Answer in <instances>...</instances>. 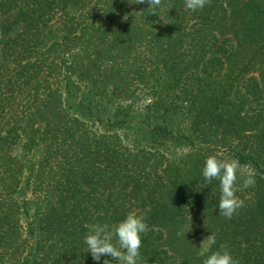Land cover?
<instances>
[{
	"label": "trees",
	"instance_id": "obj_1",
	"mask_svg": "<svg viewBox=\"0 0 264 264\" xmlns=\"http://www.w3.org/2000/svg\"><path fill=\"white\" fill-rule=\"evenodd\" d=\"M148 7L0 0V252L7 264H97L84 243L90 226L132 211L149 226L141 262L178 264L166 247L170 225L218 203L219 181L202 175L217 145L250 166L255 183L237 193L244 206L226 233L210 230L212 250L225 245L240 264H264V0H211L196 11L185 0H162L156 14ZM54 24L64 35L45 46L42 35ZM138 89L157 95L148 107L157 113L149 128L157 141L204 144L189 174L165 146L145 149L128 133L97 131L100 108ZM129 109L121 105L106 130L121 127ZM104 259L118 264L111 256L99 264Z\"/></svg>",
	"mask_w": 264,
	"mask_h": 264
},
{
	"label": "clouds",
	"instance_id": "obj_2",
	"mask_svg": "<svg viewBox=\"0 0 264 264\" xmlns=\"http://www.w3.org/2000/svg\"><path fill=\"white\" fill-rule=\"evenodd\" d=\"M210 2L211 0H185V8L191 11L202 10ZM129 3H147L148 8L153 9L150 14H156L154 9L161 5L162 0H129ZM202 175L209 183L213 180L219 181V214L227 219H231L244 206V201L237 193L255 183V172L250 166L242 165L238 159L226 157L222 152L209 155L205 159ZM148 230L146 216L132 211L115 224L98 222L91 225L84 237V243L87 245V252L91 253L97 264L102 256H111L118 264H137L141 257L142 235ZM205 242L207 246L200 253L205 257L203 264H240L227 246L220 245L212 250V246L216 244L215 234L207 236L201 246ZM111 262L108 259L103 260V264Z\"/></svg>",
	"mask_w": 264,
	"mask_h": 264
},
{
	"label": "rangeland",
	"instance_id": "obj_3",
	"mask_svg": "<svg viewBox=\"0 0 264 264\" xmlns=\"http://www.w3.org/2000/svg\"><path fill=\"white\" fill-rule=\"evenodd\" d=\"M63 35L64 32L62 25L54 24L50 26V28L46 29L42 35L41 42L45 46L52 43L55 44L62 39ZM156 98V94L151 92L145 93L144 91L138 89L134 91L133 95L126 101L114 102L111 105L106 104L102 106L100 108V113L104 122L102 128L100 127L101 130L97 129V131H104L108 134L109 138H112L111 133L115 130L120 133H128L130 137L140 140L142 145L147 144L145 145V149L157 150V144L165 146L168 149L167 156L172 161L171 163L182 167L184 174H189L193 167L192 159L195 149L197 148L201 150L204 147V144L195 143L194 145L196 148H193V146L184 144L182 141H177L178 144L175 141L172 143V139L170 140L169 137L157 141V135H152L151 130H149V128L157 121V113H149L148 111V107L153 101H155ZM121 105L128 108L130 107L129 111H126V122L122 124L121 127L116 126L112 129L106 130L107 120L116 115V111ZM253 107L256 111H261L262 109V106L259 105ZM248 114L250 116L251 111ZM224 148L228 147L217 145L210 151L211 154L222 152L223 155H226L227 150ZM37 157L38 154L36 158ZM3 197L7 198L6 195ZM31 199L32 198L29 196H26V201L28 203H32V207L34 202H32ZM237 214L238 212L233 217ZM229 220L230 219H227L219 214L218 203L202 207L187 218L171 222L174 224L170 225V236L166 247L170 248L174 252L176 256L175 261L178 264H203V259L205 257L200 255V253L207 245L205 242L201 246L202 241L210 235V230L213 228L219 229L222 227V232L226 233V225ZM178 233L180 234L178 235ZM205 255H207V253H205ZM8 259V254H2L0 252V264H7ZM137 264H143L141 262V258Z\"/></svg>",
	"mask_w": 264,
	"mask_h": 264
}]
</instances>
